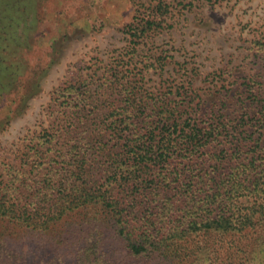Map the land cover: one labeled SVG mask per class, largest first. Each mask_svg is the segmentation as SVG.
<instances>
[{
	"label": "trees",
	"instance_id": "obj_1",
	"mask_svg": "<svg viewBox=\"0 0 264 264\" xmlns=\"http://www.w3.org/2000/svg\"><path fill=\"white\" fill-rule=\"evenodd\" d=\"M168 13L163 2L138 10L126 26L134 51ZM18 26L0 25V102L44 73L12 60L31 38ZM254 46L264 57V40ZM132 59L97 85L90 75L58 88L56 119L19 163L5 164L0 264H263L255 253L264 247V172L252 181L249 171L264 163V100L254 83L246 85L258 111L236 128L227 104L209 103L193 79L147 86Z\"/></svg>",
	"mask_w": 264,
	"mask_h": 264
},
{
	"label": "rangeland",
	"instance_id": "obj_2",
	"mask_svg": "<svg viewBox=\"0 0 264 264\" xmlns=\"http://www.w3.org/2000/svg\"><path fill=\"white\" fill-rule=\"evenodd\" d=\"M162 2L169 7L164 28L134 51L126 26L138 10ZM11 21L19 25L17 33L24 36L26 29L31 37L29 45L13 47L12 60L26 62V73L40 69L44 73L38 86L33 88L36 82L25 79L27 88L20 95L10 94L0 102V120L10 117L9 123H0V182L5 179V164L19 163L27 146L56 119L59 109L53 98L57 99L58 88L90 75L97 85L107 69L130 58L131 68L144 69L147 86L170 87L193 79V87L209 103L227 104L224 111L236 128L247 113L258 111L255 100L249 99L248 81L264 100V57L254 46L255 40H264V0H0V25ZM5 36L0 28V37ZM162 56L164 68L157 63ZM31 90L33 95L23 102L25 92ZM249 171L253 181L264 172V163L257 162ZM212 175L220 180L218 173ZM38 242L47 240L41 237ZM255 255L264 264V247Z\"/></svg>",
	"mask_w": 264,
	"mask_h": 264
}]
</instances>
